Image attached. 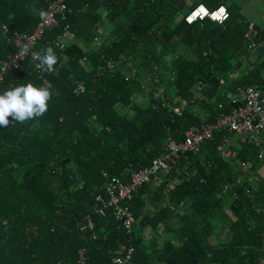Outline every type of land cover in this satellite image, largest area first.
I'll list each match as a JSON object with an SVG mask.
<instances>
[{
    "label": "trees",
    "instance_id": "obj_1",
    "mask_svg": "<svg viewBox=\"0 0 264 264\" xmlns=\"http://www.w3.org/2000/svg\"><path fill=\"white\" fill-rule=\"evenodd\" d=\"M51 1L0 0V60L20 49L15 34L30 33ZM65 3L66 21L36 44L39 52L53 48L60 69L43 81L27 57L25 69L8 70L0 82V93L29 82L52 92L43 116L23 123L9 117L0 127V264H75L80 247L85 264H113L128 245L134 248L131 264H264V177L254 169L264 156L259 160L256 147L236 133L226 147L234 156L216 149L215 134L197 155L182 157L167 175L158 173L163 181L157 187H150L151 179L139 188L131 203L138 233L126 234L109 211L92 215L93 231L80 227L105 182L101 170L127 182L132 170L163 151L167 137L179 140L190 125L214 122L239 106L228 90L264 88L255 73L264 61L244 81L236 82L235 74L240 56L253 50L243 37L244 20L264 10V0ZM200 5L209 12L224 7L227 17L188 22ZM65 30L72 38L60 48L54 42ZM106 59L115 61L113 69ZM126 60L146 72L147 82L139 73L138 81L124 79ZM155 66L165 71L158 83L169 97L165 103L152 99L158 85L149 72ZM77 80L85 84L83 93L73 92ZM194 92L196 99L174 113L175 100ZM148 197L153 203L165 198L152 215L143 212ZM165 232L170 235L160 237Z\"/></svg>",
    "mask_w": 264,
    "mask_h": 264
},
{
    "label": "built area",
    "instance_id": "obj_2",
    "mask_svg": "<svg viewBox=\"0 0 264 264\" xmlns=\"http://www.w3.org/2000/svg\"><path fill=\"white\" fill-rule=\"evenodd\" d=\"M66 0H52L43 15L40 14L39 20L35 24L30 33L18 32L14 36L15 45L20 49L8 56V58L0 60V82L3 75L10 69H25L22 64L28 57L33 67V70L43 81H45V75L51 74L58 69L59 65L54 66L53 71H42L38 65L39 61L32 59L34 52H39L36 49V44L42 39L45 31L51 27L57 25L60 22H64L67 19V13L69 9L66 7ZM223 9V12H221ZM219 14L214 18L218 23L224 21L227 17L225 8H218ZM201 16V14H199ZM245 30L243 37L247 43L248 49H254L259 45L258 36L259 30L256 24L252 20H244ZM6 29L5 25H2ZM69 26L66 24L65 29ZM97 32L103 34L104 32L98 28ZM72 38V33L69 30H65L55 40V45L60 48L64 47L66 39ZM98 40L96 38L90 43L95 45ZM23 46L29 47V52L25 56H20V50ZM105 66L108 69L115 67V61L112 59L105 60ZM122 72L125 80L138 81V69L135 63L126 60ZM165 71L158 66L153 67L152 72H149V79L155 83H160L161 75ZM225 78L219 77V84L223 85ZM85 91V84L83 81L77 80L73 86V92L80 94ZM227 97H231L235 102H240L239 106L234 108L231 112L221 114L214 122H206L201 125H190L182 132V138L179 140L173 137H167L164 143L163 151L151 159L150 163L139 167L137 170H132L129 173V180L123 182L118 177L109 175L106 171L101 170V177L105 180L102 190L97 192L94 196V202L91 206V214L85 215L81 222L80 227L84 231H93L94 222L92 215L103 217L108 211L111 213L113 219L118 224V227L123 229L126 234L133 236V226L135 222V216L132 210V200L138 193L139 188L149 182L151 179L157 180L161 183L162 175H167L179 162L182 157L187 154L197 155L201 150L204 143L213 141L215 134H220V137L216 144V149L219 151H225L226 157L235 155V151L226 148L229 141V134L236 133L242 135L241 140H246L256 146V155L259 160H262L264 156V147L260 141V134L264 131V88L257 85L238 86L235 89L228 90ZM197 96V92H194L189 99L181 98L175 100L172 110L174 113L180 114L184 111L187 105L191 104ZM169 97L167 96L164 88L159 86L152 92V99L156 102L165 103ZM109 130V128H106ZM225 131H227L225 133ZM162 173V175H158ZM254 178V177H252ZM134 253L132 245H128L121 255L112 257L113 264H131ZM87 260L86 249L80 247L77 250V258L75 264H85Z\"/></svg>",
    "mask_w": 264,
    "mask_h": 264
},
{
    "label": "clouds",
    "instance_id": "obj_3",
    "mask_svg": "<svg viewBox=\"0 0 264 264\" xmlns=\"http://www.w3.org/2000/svg\"><path fill=\"white\" fill-rule=\"evenodd\" d=\"M201 6L204 7L203 5L198 6L187 16L188 22L193 21L195 18H203L208 14L209 10L204 7V15L201 13V16L198 14L194 19H190V16ZM28 52L29 47L23 46L19 55L25 56ZM32 59L39 61L38 67L42 71H53L54 66L57 64V56L51 46L46 47L42 52H34ZM51 98L52 92L49 87L36 86L31 82L4 90L0 93V127L9 125V117L13 121L23 123L43 116L48 110V102Z\"/></svg>",
    "mask_w": 264,
    "mask_h": 264
},
{
    "label": "crops",
    "instance_id": "obj_4",
    "mask_svg": "<svg viewBox=\"0 0 264 264\" xmlns=\"http://www.w3.org/2000/svg\"><path fill=\"white\" fill-rule=\"evenodd\" d=\"M260 11L262 12V16H261V19L262 20L261 21H259L258 20V17H257V16H259V12ZM217 13L219 14L220 12H217ZM252 13H253V15L255 17L253 16V18L250 19V20H252L255 24L257 23L260 26L263 36L261 37V40H259L260 36H258L259 45L255 49H253V50H247V54H245V55L243 54L242 56H240L239 62H240V64L242 66H241V68L237 69V72L235 73L236 76H237L236 77V82L237 81H239V82L244 81V79L246 78L245 76H248V74L250 72H253L254 73V70L253 69L254 68L255 69H259V67L261 66L260 63L262 61H264V10H254ZM255 73H257V76L260 77L261 82L264 84V68L260 69V71H255ZM236 82H233V83L235 84ZM257 85H259V84H257ZM263 140H264V136H263ZM236 146H239V145H237V143H236ZM263 147H264V144H263ZM259 164H260V166H258ZM259 164L256 165L254 167V169H255V171L260 172V174L262 175V177H264V160L263 161H260ZM174 181L175 180L169 181L168 184H172L173 185L174 184L173 183ZM158 184L159 183L157 182V180H152V182L150 183V187L151 188L157 187ZM150 197H148V202L149 203L146 205V207H145V209H144L143 212L145 214L152 215L153 212L157 211L158 208L161 207V204L150 202L151 201L150 200ZM162 200H165V198L162 199ZM136 221H138V218H135V222ZM172 226H174V225H172ZM148 233H149L148 229L147 228L144 229L143 234L148 235ZM168 235H170V233L169 232L168 233L165 232L162 235H160V237L166 238Z\"/></svg>",
    "mask_w": 264,
    "mask_h": 264
},
{
    "label": "bare ground",
    "instance_id": "obj_5",
    "mask_svg": "<svg viewBox=\"0 0 264 264\" xmlns=\"http://www.w3.org/2000/svg\"><path fill=\"white\" fill-rule=\"evenodd\" d=\"M218 10L217 11H215V12H208V14L206 15V16H209L213 21H216L215 20V18H214V16L215 15H217L218 13ZM202 13V15H204V13H205V10H204V8L203 7H199V9L197 10V11H195L191 16H190V19H194V17L195 16H197L198 14H201ZM218 118V117H217ZM237 136H239V139H240V142H248V141H246V140H241V136L242 135H239V134H236ZM263 136H264V131L260 134V141H261V144H262V146H263V144H264V140H263ZM249 143V142H248ZM249 144H251V143H249ZM254 145V144H253ZM255 146V145H254ZM256 147V146H255Z\"/></svg>",
    "mask_w": 264,
    "mask_h": 264
},
{
    "label": "rangeland",
    "instance_id": "obj_6",
    "mask_svg": "<svg viewBox=\"0 0 264 264\" xmlns=\"http://www.w3.org/2000/svg\"><path fill=\"white\" fill-rule=\"evenodd\" d=\"M139 76H140V78L141 79H143L145 82H147V74H146V72H140L139 73ZM170 91V90H169ZM135 96H138V95H135ZM145 100V99H144ZM138 102L139 103H142V100H138ZM165 202V200H162V201H160L158 204H163ZM133 229H134V231L136 232V233H138V221H136L135 223H134V226H133Z\"/></svg>",
    "mask_w": 264,
    "mask_h": 264
},
{
    "label": "snow or ice",
    "instance_id": "obj_7",
    "mask_svg": "<svg viewBox=\"0 0 264 264\" xmlns=\"http://www.w3.org/2000/svg\"><path fill=\"white\" fill-rule=\"evenodd\" d=\"M221 12H223V9H221Z\"/></svg>",
    "mask_w": 264,
    "mask_h": 264
}]
</instances>
